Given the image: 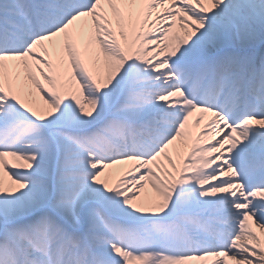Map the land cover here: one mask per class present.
Wrapping results in <instances>:
<instances>
[{"label":"snow or ice","instance_id":"obj_1","mask_svg":"<svg viewBox=\"0 0 264 264\" xmlns=\"http://www.w3.org/2000/svg\"><path fill=\"white\" fill-rule=\"evenodd\" d=\"M0 264H264V0H0Z\"/></svg>","mask_w":264,"mask_h":264}]
</instances>
